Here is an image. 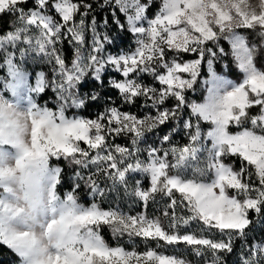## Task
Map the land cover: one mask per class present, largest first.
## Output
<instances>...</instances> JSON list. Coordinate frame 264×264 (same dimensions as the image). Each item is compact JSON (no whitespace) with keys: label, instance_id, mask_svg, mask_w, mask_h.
Instances as JSON below:
<instances>
[{"label":"snow or ice","instance_id":"snow-or-ice-1","mask_svg":"<svg viewBox=\"0 0 264 264\" xmlns=\"http://www.w3.org/2000/svg\"><path fill=\"white\" fill-rule=\"evenodd\" d=\"M152 6L151 0H0V16L11 17L9 28L0 32L2 63L12 72L18 57L38 58L52 75L37 80L34 92L53 93L52 107L47 101L30 102L21 109L3 97L10 88L5 82L0 90V166L8 158V145L22 152L17 168L25 157H43L46 165L50 162L49 204L60 200L59 189L67 183L62 206L72 202L80 211L74 221L88 226L80 247H66L60 239L52 243L50 237L54 251L45 255L31 233L34 226L45 228L43 201L37 193H26L28 210L21 223L28 231L17 232L0 215V245L19 264H229V257L231 264H264V0H162L149 18ZM241 29L255 35L230 48L232 60L246 73L243 83L218 99L192 103L187 94L202 71L217 70L229 55L220 39ZM129 35L125 48L122 40ZM186 54L194 58L183 59ZM145 76L154 83H146ZM111 91L117 96L108 95ZM138 100L142 117L130 111ZM94 107L95 117L83 115ZM21 113L31 123V148L19 140L13 117ZM201 122L211 125L205 135ZM168 124L172 127L159 134ZM180 131L187 145L162 147ZM149 134L156 143H146ZM120 138L131 146L115 143ZM206 138L213 142L211 156L193 178L179 179L185 161L194 158ZM230 157L237 158L238 167L226 162ZM53 160L65 162L67 175ZM4 171L0 167V175ZM101 180L107 182L103 187ZM118 186L130 198L128 210L118 200L102 208L97 199H107ZM0 188V206L7 208L12 190ZM81 188L90 206L77 203ZM158 195L166 201V223L161 215L148 214L151 203L161 204ZM134 205L140 208L135 214ZM66 223L63 214L53 217L46 231H61ZM104 227L116 246L102 236ZM124 237L132 244L137 238L145 244L155 241L157 248L183 244L196 259L151 248L142 254L130 251L119 244Z\"/></svg>","mask_w":264,"mask_h":264},{"label":"rangeland","instance_id":"rangeland-1","mask_svg":"<svg viewBox=\"0 0 264 264\" xmlns=\"http://www.w3.org/2000/svg\"><path fill=\"white\" fill-rule=\"evenodd\" d=\"M160 2L162 3V0H160ZM153 17H149V18H153ZM224 38L227 41L229 48L233 47L235 42L244 43L242 38L239 35L232 36V37L225 36ZM0 59L2 60V57H0ZM1 65L5 69V73L8 78L7 81H10V88L9 90H5L3 97L7 99L10 103H14L18 105L21 109L27 107L30 102H33L27 92L28 80L32 79V83H33L32 92L34 94H37L34 92L37 80H43L41 72L38 70V67L44 66V67H47L49 70H50V67L47 64L43 63L42 61H40L38 58H26L24 60H21L19 57L16 60V65L14 66V71L12 72H10L9 69L6 68L3 63H1ZM240 71L243 73L244 79H245L246 73L242 69H240ZM206 72H207V78L205 80H200L199 86L198 87L195 86L194 90L190 91L187 94L188 99L194 104H204L208 102L210 98L218 99L222 97L223 95H225L228 91H231L235 87H237V86H234L232 83H229L227 80H225L221 76L215 74L213 71V68L206 70ZM5 87H6V83H4V88ZM199 91H200V94H198ZM208 125L211 128V125L210 124ZM245 126H248V125H245ZM165 127L169 129L172 126L171 124H168V125H165ZM230 130L232 132H236L238 129H236L235 127H232ZM150 140H154V135L149 134L146 143H149ZM82 146L84 145L82 144ZM130 146L131 145H129V147ZM162 147L170 149L173 146H168L164 144ZM212 149H213V142L210 138L201 140L197 145V151L194 154V158H189L188 160L185 161L183 165L184 171L179 175L178 178L183 179V180L193 178L194 170L204 166L206 162V158L210 157L212 154ZM144 156L145 154L141 153V158H144ZM168 158L171 160V156H169ZM170 174L175 175L176 174L175 170L170 171ZM204 179L206 182L209 181V177H205ZM144 182L146 183L145 186L148 187L149 181L145 179ZM106 183H107L106 181L101 180L102 187ZM68 187L69 185L65 183L62 189L63 193L61 194L59 192L60 196L64 195V192L66 191ZM173 191L175 192V189H173ZM175 193L179 197V193L178 192H175ZM85 199L89 201V203L86 204L85 206H90V203H91L90 198L86 196ZM117 200L119 201L121 208L124 211H127L129 203H130V198H127L124 196L123 189L120 188L119 186L117 187L116 191L110 192L108 194L107 199L101 200L98 198L96 202L99 203L102 208L107 209L110 206L108 201H112V206H115ZM157 200L160 201L161 204L158 205L156 202H153L150 204L148 208V214L150 216H155L159 214L157 213L158 207H160V211L163 210L162 204L165 203V199L163 197L159 198V195H158ZM137 210H140L139 205H134L133 214H135ZM162 221L166 223V221H164V218L162 219ZM116 243L117 242L115 241L114 246H116ZM119 244L123 246L125 249L130 250V251L133 250V248H135V250L141 254L149 249V245L156 246L155 241H149L147 244H145V242L140 240L139 238H137L134 244H132L128 242L127 237L122 238L119 241ZM159 249L168 252L169 253L168 255H187V258L190 260L195 261L196 259L191 254L190 251H187V252L185 251V245L183 244L177 245L175 246V248H173L172 246H168V247H161Z\"/></svg>","mask_w":264,"mask_h":264},{"label":"clouds","instance_id":"clouds-1","mask_svg":"<svg viewBox=\"0 0 264 264\" xmlns=\"http://www.w3.org/2000/svg\"><path fill=\"white\" fill-rule=\"evenodd\" d=\"M13 119L17 123L19 140L24 147L31 148V123L23 113L14 116ZM9 155L4 161L2 167L5 171L0 175V185H6L11 188L12 192L6 200L7 208L0 206V215L6 218L8 226L14 228L17 232L28 231L27 228L21 223V220L28 210V203L25 200L26 193L31 195L37 193L43 201L44 222L45 228L38 225L31 229V233L35 236L37 241V248L46 250L47 253L54 251L50 243H55L57 239L64 242L66 247H80L81 237L88 231L87 225H81L79 222L74 221V217L80 214L79 208L75 207L72 202L67 206H62L64 197L61 196L60 200L54 201L51 204L48 202V176L47 170L50 162L46 165L43 157L33 156L25 157L22 160V167L17 168L16 159L20 158L22 152L19 148H13L10 145L4 147ZM3 189L0 188V192ZM78 203V201H77ZM54 210V211H53ZM66 218V225L61 231L53 230L52 232L46 231V222L53 217L59 218L61 215ZM37 220H41L37 214ZM40 257H37L39 259Z\"/></svg>","mask_w":264,"mask_h":264},{"label":"trees","instance_id":"trees-1","mask_svg":"<svg viewBox=\"0 0 264 264\" xmlns=\"http://www.w3.org/2000/svg\"><path fill=\"white\" fill-rule=\"evenodd\" d=\"M151 2L153 4V6H152L151 10L147 13L148 17H153L159 11V8L161 6L160 0H151ZM109 19H110V17H109ZM121 19L123 20L124 18L121 16ZM10 20H11V17L8 16V15L0 16V32H3V30H6V29L9 28ZM112 32H113V35H115V33H116L115 27H113ZM238 35L242 38L244 43L247 40H249L251 42V41H253L255 39L254 33L249 32L248 30H245V29H241L240 30V34H238ZM130 43H131L130 35L123 38V40H122L123 47L127 48ZM219 43H220V46L222 48H224V50L226 52L229 53V55L227 57H225L224 60H222V61L217 63L216 67H217L218 71L216 70L215 67H212L213 71H214L215 74L221 76L222 78L227 80L229 83H232L234 86H239L241 83H243L244 75L240 71V69L238 68V65L232 60L231 55H230V48H229V45H228L227 41L225 40V38L220 39ZM63 49H64V52H65L66 56L70 59L71 56H72V52H71L69 46L66 43L64 44ZM113 51H115V49H113ZM193 58H194V56H192V55H187L186 54V55L183 56V59H185V60H190V59H193ZM1 63H2V60L0 59V90L4 89V83L8 80V78L6 76V73H5V69L1 65ZM261 68H262V70H264V66H261ZM38 70L41 72L42 79L44 77H46L48 79L51 78V75H52L51 71L47 67L39 66ZM206 78H207V72H206V70H203L202 74L199 77V80L197 81L195 86L198 87L200 80H205ZM144 81L146 83H148V84H153L154 83L151 80V78H149L147 76L144 77ZM32 86H33L32 79H29L28 80V86H27V92H28L30 98L32 99V101L35 102V103H40L41 105H43L47 101L48 102V106L52 107L53 105L51 104V98L53 96V93L50 90H48L42 95L34 94L32 92ZM93 86L94 85L89 84L86 87L91 88ZM155 86L159 87L158 84H156ZM4 93H5V91H3L2 94H4ZM198 94H200V91L198 92ZM108 95H110L112 97H116L117 96V92L116 91H111L110 93H108ZM117 103H118V101H117ZM140 103L141 102L138 100L137 101V107L131 108L130 111L133 112L134 114H138V115H140L142 117L145 113L144 112H139L138 113V111H137ZM172 103H173V101L169 100L167 102V105H171ZM125 110H129V109H125ZM251 111L253 113H257L258 109L257 108H253ZM96 112H97V109L94 107V108H90L89 110L85 111L83 113V115L85 117H95ZM152 114L154 115L155 113L152 112ZM69 115H71V113H69ZM200 129H201V134L205 135L209 131L210 126L208 124L204 123V122H201ZM167 130H168L167 127L162 126L158 130V133L162 135ZM188 142L189 141H188L187 137L185 136V133L183 131H180L177 134H174L172 136L170 144L166 143V145H168V146H176V147H183V146L187 145ZM115 143L127 144L128 146L130 145V142L127 141L124 138H120V139L116 140ZM149 143H151V144L156 143L155 137H154V140H150ZM226 162H228V163L235 162L237 167H238V164H239L237 158H235V157H230ZM51 163L53 165L59 164L60 166L64 167L66 175L70 171V169L68 168V166L65 164V162L63 160H60L59 162L53 160V161H51ZM145 185H146V183L144 182L143 186L145 188H147V186H145ZM62 189H63V187L59 189V192L61 194L63 193ZM85 191H86L85 189L81 188L80 197H79V200H78V202H80V203H82L84 205L89 203V201H87L85 199L86 198ZM175 195H176V193H175ZM159 198H161V196H159ZM162 211L157 212V213H159L157 215H161V219H163ZM101 234H102V236L105 238L106 242L110 246H114L115 241L112 239L110 231H109V229L107 227H104L102 229V233ZM149 248L155 249L157 252H163L165 254H169L168 252L163 251V250L157 248L154 245H149ZM228 259H229V264H231V259L232 258L229 257ZM0 264H19V259L6 246L0 245Z\"/></svg>","mask_w":264,"mask_h":264}]
</instances>
